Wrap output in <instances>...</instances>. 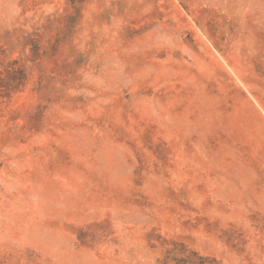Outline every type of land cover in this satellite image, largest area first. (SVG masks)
Masks as SVG:
<instances>
[{"label":"rangeland","instance_id":"obj_1","mask_svg":"<svg viewBox=\"0 0 264 264\" xmlns=\"http://www.w3.org/2000/svg\"><path fill=\"white\" fill-rule=\"evenodd\" d=\"M0 264H264V0H0Z\"/></svg>","mask_w":264,"mask_h":264}]
</instances>
